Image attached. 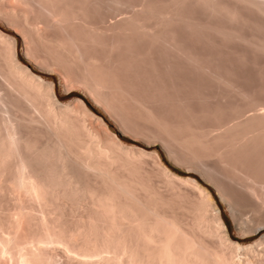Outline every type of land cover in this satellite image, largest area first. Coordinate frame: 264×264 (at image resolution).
<instances>
[{"label":"bare ground","instance_id":"bare-ground-1","mask_svg":"<svg viewBox=\"0 0 264 264\" xmlns=\"http://www.w3.org/2000/svg\"><path fill=\"white\" fill-rule=\"evenodd\" d=\"M0 18L34 65L173 146V163L210 174L242 235L264 226L261 216H241L264 214V103L187 48L221 40L264 56V0H0ZM14 35L0 31V264H264V236L241 246L205 187L172 173L156 152L122 143L83 101L60 104L53 84L19 61ZM154 51L175 73L168 84L140 79ZM153 63L148 72L162 77ZM182 63L239 100L229 108L236 120L224 121L223 108H190L186 82L175 78ZM204 118L216 125H200ZM147 156L162 183L151 179ZM176 181L200 193L181 214L165 195Z\"/></svg>","mask_w":264,"mask_h":264},{"label":"rangeland","instance_id":"rangeland-1","mask_svg":"<svg viewBox=\"0 0 264 264\" xmlns=\"http://www.w3.org/2000/svg\"><path fill=\"white\" fill-rule=\"evenodd\" d=\"M0 31L4 34L14 35L12 30H10L6 26V23L1 18H0ZM14 36H15L16 41H17V55H18L19 61L22 64H24L25 66H27L35 75H38L42 79H44L45 81L51 82L53 84L54 91L58 97L60 104H64V105L71 104L70 107H74V106L76 107L77 104L74 103V101H76V100L83 101L84 104L86 105V107L90 110V112H92L94 114V116L101 118L104 121V123L106 124L108 130L111 133L115 134L122 143H124L125 145L127 144V146H133L135 148H141V149L145 150L147 153L156 152L159 155V158H161L160 160L162 161V163L172 173H174L180 177L194 179L200 185L205 187L210 192L212 199L214 200V203L218 207L220 217H221L222 221L224 222V224L226 225L228 231L230 232L231 238L234 241H237L241 246L253 245L262 236H264V226L262 228H260V230L258 232H256V234L255 233H249V234L243 233V235H242L236 229L235 222L233 219L234 217L232 215V210L230 208L228 200L226 197L225 198L223 197L224 199H222L219 195H217L218 193H216V190L214 189V187L212 185L213 182L215 183V180L210 174L206 173L205 171L201 170L200 168H197L196 166H192V164H190L188 162L181 161L180 158H179V160H177L178 164L173 163L172 162V161H174V159L172 158L173 155H174V158L179 157V156H176L175 150L172 149L173 146H170V145L163 146V143L160 140L154 141V140H151V139H153L152 137L149 138L145 135H141V134L137 133V131L133 127H130L129 125L124 123L123 119H121V116L116 114L119 117H117V116L115 117V114L113 112H110L107 109H105L104 106H102V105L100 106L99 104L95 103L93 101V99L89 96L88 92L83 87L73 86V87H71V89H69L70 87L66 86L65 80L63 79L62 75L58 71H56V70L52 71V69L45 70V69H41L38 66L34 65L32 61L26 59L23 55L24 43L22 41V38L20 36H17V35H14ZM219 41H220V43H219ZM221 42L223 44L224 43L225 44L223 45ZM214 43L213 44H211V43L202 44L201 43L198 45L195 44V46H194V44L193 45L188 44L187 48H189L188 50H191L192 53L198 55L199 58L201 60H203L202 62L210 63V60H211L218 67L221 65L219 68L223 69L222 71H225V69L227 70V68H228V70L231 71L232 76H233L232 78H234L235 82H239V84H242L246 88H249L248 90H250V93H253V92L256 93L257 92L254 95L257 97V99L262 100L261 103H264V97H263L264 94H262L261 92L258 93V90L256 89V87L259 88V87L264 85V80H263V78H264V56H258L259 54H255V52H252V50L249 47L242 45V44H238V43H228L227 44V42H223L221 40H217L216 44H214ZM238 47L240 49H238ZM142 48L143 47H141L140 49L143 50ZM191 48H193L194 50L192 51ZM237 51H238V53H237ZM154 54H155V55H153L154 57H150L154 61H152L150 58H147V60H146L147 62H146V64H144L145 69L143 67L139 68L141 71V72L139 71V73L140 74L142 73L143 75L141 74V76H144L143 78L140 76V79H142L141 81L145 80L144 82L147 81L146 83L152 82L153 84H155V86H158V83H159V85H164V84L170 83V81L172 79L174 80V77H172V76H174L173 74H175V73H172L170 70L168 71V69H166V61H165L166 59L164 57L161 58L159 56L160 55L159 51H158V53L154 51ZM214 54H216V55H214ZM245 55H246V57H245ZM211 56H213V59H211L212 58ZM209 57H211V58H209ZM237 58H239V60ZM242 58H244V59H242ZM216 59H218V60H216ZM156 60H158V61H156ZM163 60H164V63H163ZM224 61H225V63H224ZM149 62L150 63L154 62L153 64L155 66L157 65L156 68H158L157 69L158 72L161 71L160 74L163 72V74H161V75H163L162 76L163 78L161 76H160V78H157L156 76H154L153 74H152L153 75L152 76L151 73L148 72V70L150 69V65H151V64H149ZM177 62L179 63V61H177V60H176V62L174 61L175 64H178ZM259 62H261V63H259ZM185 65L186 64H184V63L181 64V67H182L181 71L178 72V76L175 78L177 79V81H182V79H183L182 82L183 83L186 82V83H184V85L185 84L186 85H185V87L181 93L183 94V96H186L189 99L190 108L194 109V111H200V110L214 111L216 109L222 110V108H223V109H225V114H226V118H227V120L225 118L224 121H226L227 123L230 122V124H231V122H233L231 120L235 119V116H234L235 112L232 110L230 111L229 108H232V105L233 106L239 105L238 104V103H240L239 100H237L236 97H234L232 94H230V93L228 94V92H226L222 88H219L218 85L214 86V83L207 76H204L201 73L198 74V72H195L194 70H192V68L189 65H186V66ZM148 66H149V69H148ZM162 67H165V68H162ZM141 69H144V70H141ZM162 69H165V71L167 73L164 70L162 71ZM253 71H255V72H253ZM259 72H261V73H259ZM146 73H148V74H146ZM194 74H196V75H194ZM261 74L263 76H261ZM158 75H159V73H158ZM167 76L169 78L168 81H167L168 78L166 79ZM179 77L181 80L179 79ZM155 78H157L159 80L157 81V79H155ZM170 78H171V80H170ZM140 79H139V81H140ZM154 81H156V82H154ZM182 82H178V83H182ZM252 88L256 89L257 91L256 90L254 91ZM260 95L262 98H260ZM261 107H263V104H261ZM249 112L250 111H248V113ZM251 112L253 113V111H251ZM109 113H110V115H109ZM111 113H113L114 115ZM252 113H249V115ZM112 115H113V117H112ZM212 120L213 119H211V118L201 119L200 125H205V126L206 125L207 126L216 125L215 122H217V121H215V120L212 121ZM228 120H229V122H228ZM86 122H88V120ZM92 123L94 126L92 125ZM91 125H92V127H95L97 130L99 129V127L97 126L98 124H96V122L94 120L91 122ZM122 125H123V128L126 129V131H125V129L122 128ZM132 132L134 133V135L132 134ZM121 137H124L127 140H123ZM145 137H147V138H145ZM167 148H169V149H167ZM167 153L169 156L167 155ZM171 155H172V157H171ZM143 158H142V160H143ZM151 158L152 157H149V156H147V158L145 157V159L143 160V164H144L145 168L149 171L150 177L152 175L151 179L153 180V182L156 184L162 183L163 179L159 174H156L157 173L156 166L153 165L154 162L152 161L153 159H151ZM146 165H147V167H146ZM173 169H177L178 171L181 172V174L177 173ZM157 177L160 178L161 180L158 179ZM208 178L209 179L212 178L214 181L211 180L212 183L208 182L209 181V180H207ZM172 184H171L172 187H170L171 190H168L167 191L168 193L165 192V195L172 198L173 209L176 212L180 211V209H179L180 206L181 207L182 206L186 207V205L189 206L190 204L195 202V200H197L198 197H200V193H198L196 190H194L189 183H180V182L176 181ZM174 193H175V195H174ZM178 194H179V196H178ZM181 197H182V199H181ZM185 203H187V204H185ZM178 213L181 214L182 211L178 212ZM256 214L258 215V213L252 211L249 208L248 209L245 208L241 211V216H242V218H244L243 220H245V219L246 220H249V219L253 220L255 218L254 221L256 222V221H259V219L260 220L264 219V216H263L264 214L259 215V216H257ZM7 258L8 257H6L5 259H7ZM6 261H8L7 262L8 264H11V263H9V262H11V261H9V259Z\"/></svg>","mask_w":264,"mask_h":264},{"label":"trees","instance_id":"trees-1","mask_svg":"<svg viewBox=\"0 0 264 264\" xmlns=\"http://www.w3.org/2000/svg\"><path fill=\"white\" fill-rule=\"evenodd\" d=\"M123 140H127L126 138H124V137H121ZM172 168V167H171ZM174 171H176L177 173H180L181 174V172L180 171H178L177 169H173Z\"/></svg>","mask_w":264,"mask_h":264}]
</instances>
